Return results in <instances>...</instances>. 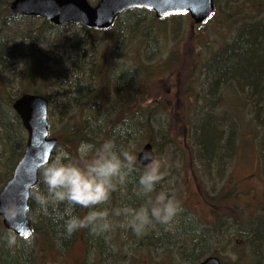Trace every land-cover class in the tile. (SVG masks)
Segmentation results:
<instances>
[{
    "label": "trees",
    "instance_id": "obj_1",
    "mask_svg": "<svg viewBox=\"0 0 264 264\" xmlns=\"http://www.w3.org/2000/svg\"><path fill=\"white\" fill-rule=\"evenodd\" d=\"M11 1L13 0H0V168H6L0 173V189L12 177L24 153L27 134L20 117L13 109V103L25 93L42 95L49 104L52 102L51 98L61 97L59 109L63 113L67 112L60 122L62 137L54 135L58 138V146H62L70 155L76 154L82 141L99 144L104 139H112L118 149L124 147L130 150L132 147L130 151L136 157L138 150L131 146L133 142L136 141L139 146L142 144L141 139L147 138L146 141L153 144L155 127L151 126L154 117L150 114L154 110L149 107L145 110L150 114H145L142 107L144 100L136 101L135 87L139 86L135 79L136 76L141 77L143 70L154 75L156 68H146L145 62L139 58L138 64L131 69L121 68L127 77L117 78L111 68L112 62L120 60L115 54L117 46L110 37L99 36L114 34L110 32L114 28L101 31L78 23L56 27L39 18L13 15L9 8ZM142 12L141 9H134L118 16L115 25L120 26V31L124 34L117 35L129 37L134 31L132 24L140 25L139 21L133 20L138 19ZM229 16L228 20L233 22L234 18ZM23 21H27L26 27ZM73 25L77 27L74 35L76 40L71 42L69 37H64L67 42H64L63 51L59 49L60 43L49 49L47 39L52 35L55 37V29ZM46 64L48 66H44ZM117 64L121 65L119 62ZM160 64L157 68L169 65L166 62L165 65ZM203 71L207 74L204 80L201 79L203 88L204 85L208 86L207 93L204 91L205 95L211 96L212 90L224 84L222 88L219 87V95L215 98L222 97L229 102H221L223 106L220 109L208 105L198 106L189 133L186 134L193 145L197 162L204 164L205 170L210 171L221 167L223 169L228 162L227 158L236 151L234 145L240 128L237 119L247 110V104H253L254 112L264 118V18H256L241 25L233 39L205 61ZM122 72L119 74H123ZM112 74L115 84L112 82ZM54 77L58 81L51 84L54 88L48 89V84ZM196 78L200 81L199 76ZM114 87L130 90L132 96L128 99H134L133 108L139 107L138 110L132 112L127 105L116 101L112 91ZM229 89L231 96L226 99ZM234 95L239 96V101H236ZM242 95L247 97H241ZM215 98L212 102L214 104L218 101ZM209 100L212 98L207 99ZM49 116L51 117V111ZM256 125L251 124V132L255 138H261L260 155L264 170V120ZM161 135L166 139L168 133L163 132ZM172 142L176 141L172 139ZM144 167L137 162L140 171L133 174L132 182L122 191L113 193L111 204L105 207L111 211L125 204L139 207L144 202L133 191ZM167 180L165 178L157 186V191H173L183 207V212L167 230L157 226V229L148 234L136 237L130 229L117 227L111 233V240L106 241L103 237L91 235L88 229H81L65 239L59 235L62 229L57 224L48 217L35 213L37 206L30 200L29 217L33 221V237L41 235V240L47 247L62 251L70 249L79 240L84 244L86 254L83 264H93L87 262L88 257L101 261L96 264H177L173 261L174 258L179 261L178 264H198L210 255H217L221 257L223 264H228L223 257L225 247L222 245L231 244L238 239L236 244H232V253L238 263L264 264V214L247 213L243 208L240 211L236 208L235 215L224 214L214 208L210 209L211 217L203 220L189 207L188 197L181 194L186 193H177V188L173 186L164 187V184L168 185ZM38 187L43 188L41 182ZM231 196L233 192L226 196L204 193V201L209 205L214 199L222 198L227 201ZM87 211L88 209L77 207L76 214L82 217ZM110 219L118 221L122 218L110 216ZM243 245L249 247V251L241 250ZM5 250L12 264H36L33 257L35 250H29L23 242L18 248ZM4 251L0 254V259L5 255Z\"/></svg>",
    "mask_w": 264,
    "mask_h": 264
},
{
    "label": "rangeland",
    "instance_id": "obj_2",
    "mask_svg": "<svg viewBox=\"0 0 264 264\" xmlns=\"http://www.w3.org/2000/svg\"><path fill=\"white\" fill-rule=\"evenodd\" d=\"M216 4L217 12L212 20L199 27L193 28L192 18L189 14L171 16L160 21L153 12L143 10L138 19L133 20L139 21L138 24L140 25L136 26L137 23L132 24L134 25V31L129 37H124V35L119 37L117 35L124 34L120 31L121 28L118 25L113 27L114 30H109L114 34L99 35L100 38L110 37L114 45L117 46L115 54L116 57L118 55L120 60L112 62L111 67L115 76H118L117 78L119 76L127 77L122 70L136 66L137 61L140 59L145 62L146 68H148L147 66L156 68L154 75H151L148 70H143L141 77L136 76L135 83L139 87H135V98L136 101L140 100L142 102L144 100L142 106L144 110L149 109V107L154 110L153 114L146 112V110L143 112L154 117L151 125L155 127L152 136L153 145L157 150V159L162 164V170L167 173L165 178H168V185L164 184V187L170 188L173 186L177 188V193H180V191L186 193L181 194L188 197L189 207L196 211L203 220H208L211 217V210H214V208L224 214L233 213L235 215L236 208H238V211L243 208L247 213L264 214V170H262L260 155L261 138H255V135L251 132L253 130L251 124L256 125L264 118H260V115L254 112L255 107L253 104H247V110L245 109L244 114H241L237 119L238 123L240 122V128L237 142L234 145L236 151L227 158L228 162L223 169L221 167L210 171L205 170L204 164L197 162L193 145L186 138L198 106L208 105L220 109L224 103H229L223 100L222 97L215 98L219 95V87L222 88L224 84H220L212 90L213 94L211 96L205 95L208 86L204 85L205 88H203L201 85V79L204 80V77H207L206 71H203L205 61L228 44L241 25L256 18H264V0H216ZM229 15L234 18L233 22L228 20ZM26 22L23 21L25 27ZM34 24H36V21ZM118 28L120 29L118 30ZM76 31L77 27L74 25L63 29H55V37L52 35L51 38L47 39V43L50 45L49 49L60 43L59 49L63 51L64 42H67L64 37H69L71 42H74ZM53 37L54 40L52 41ZM118 62L121 63L120 66H118ZM157 62L164 63V65L166 62L169 65L165 68H157V66H161ZM44 66H48V64ZM120 72L123 74L120 75ZM197 76L200 77V81L196 78ZM56 81H58L56 77L51 79V83L48 84L47 88L51 89L53 87L51 84H55ZM112 82L114 84L116 82L114 74H112ZM144 89L146 92H141ZM112 91L114 99H118L116 101L127 105L132 112L138 110L139 107L133 108L135 105L134 99H128L132 96L130 90L126 91L114 87ZM230 96L229 89L226 99H229ZM239 96L234 95L236 101H239ZM241 97L247 96L242 95ZM208 98H212V100L207 101ZM213 98L218 99L215 104L212 103ZM51 101V104H49L51 111L49 119H51L50 123L53 128H51V133L57 136L59 134L62 137L60 122L67 111L63 113L59 109L60 101H62L61 97L51 98ZM136 105L138 104L136 103ZM163 132L168 133L166 139L161 135ZM172 139L176 142L173 143ZM146 140L147 138H142V144L139 146L133 140L135 142L131 146H135L134 148L139 151L144 143L148 142ZM60 147L62 148V146ZM60 147L58 146L57 150L61 149ZM130 150H132V147ZM8 168H11V166ZM5 169L1 166L0 173L4 172ZM247 175H253L250 181L245 179ZM231 192H233V196L227 201H223L222 198L214 199L209 205L204 201V193L211 195L217 193V196H226ZM3 230L5 229L0 219V235L4 234ZM235 241L237 242L238 239L233 240L231 244L222 245V247H225L224 252L222 251L223 257L228 264H241L236 261L232 253L234 250L232 244H236ZM83 246L84 244L77 240L70 249L64 251L53 247L49 248L41 240V235H38L34 236L33 242L28 248L29 250H35L33 257H35L36 264H83L86 261ZM5 249H7L5 242L0 239V254ZM241 250L249 251V247L243 245ZM96 260L95 257H88L87 262L93 264L101 262ZM173 261H176L177 264L179 262L176 258ZM0 264H12L6 256V252L0 259Z\"/></svg>",
    "mask_w": 264,
    "mask_h": 264
},
{
    "label": "clouds",
    "instance_id": "obj_3",
    "mask_svg": "<svg viewBox=\"0 0 264 264\" xmlns=\"http://www.w3.org/2000/svg\"><path fill=\"white\" fill-rule=\"evenodd\" d=\"M143 159L150 162L133 188L135 195L144 201L139 207L125 204L111 211L105 207L111 204L113 193L122 191L132 182L133 174L140 171L137 157L124 147L118 149L112 139H104L99 144L82 141L75 155L58 149L39 170L43 188L30 187L26 195L35 202V213L57 224L62 229L59 235L65 239L81 229H88L91 235L106 241L111 240V233L117 227L130 229L136 237L148 234L157 226L167 230L183 212V207L173 191H157L167 175L161 162L150 152H145ZM77 207L88 209L87 214L77 215ZM0 212L13 226L22 215L16 201L0 204ZM110 216L122 219L117 221ZM33 238L31 232L21 235L14 227L0 235L9 249L20 247L21 242L30 246Z\"/></svg>",
    "mask_w": 264,
    "mask_h": 264
},
{
    "label": "water",
    "instance_id": "obj_4",
    "mask_svg": "<svg viewBox=\"0 0 264 264\" xmlns=\"http://www.w3.org/2000/svg\"><path fill=\"white\" fill-rule=\"evenodd\" d=\"M134 8L152 10L159 19L188 11L195 23H201L214 13L215 3L214 0H99L92 5L89 0H14L10 5L14 15L41 17L56 26L80 23L101 30L110 29L118 15ZM13 109L19 115L28 137L24 154L12 178L0 190V204L19 202L22 215L14 226L1 217L7 230L14 227L18 234L27 235L29 232L33 234V228L28 215L30 200L26 193L30 187L39 184V170L52 158L58 139L50 132L49 105L44 96L24 94L15 100ZM145 152L152 153L156 158L153 145L145 144L137 156L142 166L150 162L143 159ZM199 264H222V261L218 256H209Z\"/></svg>",
    "mask_w": 264,
    "mask_h": 264
},
{
    "label": "flooded vegetation",
    "instance_id": "obj_5",
    "mask_svg": "<svg viewBox=\"0 0 264 264\" xmlns=\"http://www.w3.org/2000/svg\"><path fill=\"white\" fill-rule=\"evenodd\" d=\"M252 177H253V175H247V177L245 179L250 181Z\"/></svg>",
    "mask_w": 264,
    "mask_h": 264
},
{
    "label": "bare ground",
    "instance_id": "obj_6",
    "mask_svg": "<svg viewBox=\"0 0 264 264\" xmlns=\"http://www.w3.org/2000/svg\"><path fill=\"white\" fill-rule=\"evenodd\" d=\"M13 1H14V0H13ZM13 1H11V3H12ZM11 3H10V5H11ZM10 5H9V8H10ZM22 95H24V94H22ZM22 95H21V96H22Z\"/></svg>",
    "mask_w": 264,
    "mask_h": 264
}]
</instances>
